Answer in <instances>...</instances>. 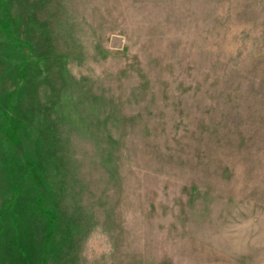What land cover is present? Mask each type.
I'll return each mask as SVG.
<instances>
[{
    "label": "rangeland",
    "instance_id": "rangeland-1",
    "mask_svg": "<svg viewBox=\"0 0 264 264\" xmlns=\"http://www.w3.org/2000/svg\"><path fill=\"white\" fill-rule=\"evenodd\" d=\"M0 264H264V0H0Z\"/></svg>",
    "mask_w": 264,
    "mask_h": 264
}]
</instances>
